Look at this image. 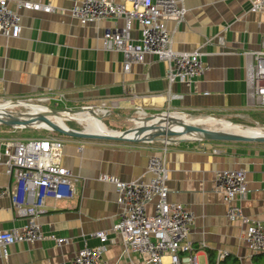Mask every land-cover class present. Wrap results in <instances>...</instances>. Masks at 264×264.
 I'll return each mask as SVG.
<instances>
[{"label":"crops","instance_id":"1","mask_svg":"<svg viewBox=\"0 0 264 264\" xmlns=\"http://www.w3.org/2000/svg\"><path fill=\"white\" fill-rule=\"evenodd\" d=\"M7 1L20 14L22 29L17 38L0 35V102L48 96L46 104L73 107L115 102L120 113L134 110L139 117L148 112H177L186 117H222L240 123L250 119L264 124V108L253 105L247 95L246 67L251 60L245 54L256 50L264 36V12H252L247 0H180L186 8L183 19H165L172 48L198 50L208 66L189 84L169 83L168 63L153 54L141 63H131L125 71L122 53L103 49L100 40L103 29L121 27L123 19L80 24L67 11L82 0H29L50 4L57 9L54 12L27 10L17 7L18 0ZM131 37L134 43L140 38L137 23ZM24 130L0 125V150L8 139L27 138L22 136ZM55 136L63 140L60 164L79 177L75 193L70 199H47L38 217L47 237L9 245L8 256L0 257V264H70L84 244H99L92 235L98 230L106 231L103 257L107 264L138 260L134 254H125L120 237L112 230L119 212L117 192L114 184L100 180L99 175L146 181L151 154L165 161L168 199L185 205L194 215L189 238L196 264H210L209 252L217 264L218 251L226 252L218 264H263L264 255L252 252L244 241V226L226 217L214 177L223 169H243L247 190L235 203L244 215L264 220V143L124 142ZM216 148L218 152H213ZM0 183L13 187L12 177L2 172ZM25 222L14 214L9 197L2 196L0 230ZM50 235L65 241L58 244Z\"/></svg>","mask_w":264,"mask_h":264},{"label":"built area","instance_id":"2","mask_svg":"<svg viewBox=\"0 0 264 264\" xmlns=\"http://www.w3.org/2000/svg\"><path fill=\"white\" fill-rule=\"evenodd\" d=\"M252 12H264V0H247ZM17 7L32 11L54 12L50 4L18 0ZM80 24L103 19H123L121 27L105 28L100 37L103 49L119 51L123 55V68L127 71L131 63H141L147 54L156 55L168 63L166 79L189 84L193 78L202 75L208 66L201 59V53L176 51L172 48L171 35L165 19L181 21L186 8L180 0H127L123 3L114 0H82L67 11ZM140 27V38L132 41L133 24ZM21 16L12 9L7 0H0V35L17 38L21 33ZM250 57L247 64V95L252 104L264 108V36L258 48L245 53ZM50 97L23 99L31 104L42 105ZM56 100H60L57 98ZM115 102L102 105H88L97 113L106 115ZM166 142V141H165ZM0 150V172L12 177L13 187L0 183V198L8 196L13 212L24 217L21 227L0 230V257L8 256L7 247L17 242H35L46 238L38 222L45 210V202L70 199L76 189L79 177L59 162L63 140L58 137L16 138L3 142ZM218 152V149H213ZM148 180L124 181L113 175L101 174L99 179L114 184L119 206L118 219L112 230L120 237L125 254H134L138 260L129 259L126 264H196L195 247L189 238L193 213L183 204L168 199V169L163 157L151 154L147 158ZM215 188L223 195L226 217L238 220L243 226V238L254 253L264 251V220L243 214L235 200L247 190L243 169H223L214 177ZM152 209L148 210V206ZM98 238L97 246L84 244L77 249L70 264H107L103 257L106 231L92 233ZM55 239L60 244L65 238ZM226 255L218 251V262ZM140 258V260H139Z\"/></svg>","mask_w":264,"mask_h":264},{"label":"water","instance_id":"3","mask_svg":"<svg viewBox=\"0 0 264 264\" xmlns=\"http://www.w3.org/2000/svg\"><path fill=\"white\" fill-rule=\"evenodd\" d=\"M13 102L17 103L12 108L6 107V110H10L13 112H21V111H14L13 109L15 107H23V108H29V105L31 103L25 101V100H6L4 102ZM47 111H39L36 115L38 119L43 121L47 127L42 126H29L28 124H25L27 120L24 119L22 121H14L11 119H6L0 117V124H4L6 126L12 127L13 129H39L44 128L47 130H51L52 132L59 133L61 135L72 137V138H78V139H96V140H107V141H124V142H141V141H159L160 139H165L166 142H176V141H183V140H196V141H245V142H258V143H264V135H242L237 133H231L227 131H222L214 128H208L203 127L201 125H197L194 123H187L186 125L182 126L179 130H173L167 128L166 130H158L150 127L147 124L144 125H137L136 119L138 118H132L134 119V125L131 127H128L124 130H113L117 132L116 134H98V133H92L88 132L87 130H77L74 128H71L69 126L62 127L61 125L51 122L48 119V115H58L61 111H69V112H78L83 110H90L92 114L101 120V116L93 109L87 106H81L76 109H56V108H47ZM28 112V110L26 111ZM173 112H160V113H154V114H144L143 118L145 121L153 119L157 115H170ZM27 113L26 115H28ZM179 114V113H178ZM29 116V115H28ZM212 118V117H211ZM156 125H158L156 123ZM145 130H149L151 133L145 135H139L140 133L144 132ZM133 131L135 135L127 137L124 134L127 132ZM194 133H200V136L195 137H188L191 134ZM139 135V136H138ZM188 135V136H187Z\"/></svg>","mask_w":264,"mask_h":264},{"label":"bare ground","instance_id":"4","mask_svg":"<svg viewBox=\"0 0 264 264\" xmlns=\"http://www.w3.org/2000/svg\"><path fill=\"white\" fill-rule=\"evenodd\" d=\"M17 103L13 102H5V103H0V117L6 118V119H11L14 121H22L24 119H29L25 124H28L29 126H42V127H47V125L41 121L40 119L37 118V114L39 111H47L48 109L45 106L42 105H33L30 104L29 108H26L28 112L22 114V113H15L11 112L10 110H6V107H14L17 106ZM29 113L28 115H26ZM185 114V113H184ZM48 119L51 122L57 123L61 125L62 127H66L67 125L65 124L66 120H76L81 124L85 125V130L88 132L92 133H98V134H116L117 132L113 131V129H109L100 119L95 117L90 110H83V111H78V112H69V111H61L57 115H48ZM156 118V119H155ZM154 119V120H153ZM151 120L145 121L143 117H138L135 121L137 125H144L147 124L150 127L158 130H163V129H173V130H179L181 129L183 122H192L197 125H203V124H210L212 126H218L220 128H217L218 130L222 131H227L231 133H237V134H242V135H264V127L256 126V127H250V126H241L237 124H233L229 121L223 120V119H213L211 117H204L200 119H190L187 118L183 114H178L172 113L170 115H157ZM210 120H217V122H211ZM156 123L158 125H156ZM165 123V124H164ZM162 124V125H161ZM205 126V125H204ZM216 129V128H214ZM145 133L150 134L151 132L149 130H145L144 132L140 133L139 135H145ZM127 137L135 135L133 131L127 132L124 134ZM138 135V136H139ZM200 133H194L191 134L188 137H195V136H200Z\"/></svg>","mask_w":264,"mask_h":264},{"label":"rangeland","instance_id":"5","mask_svg":"<svg viewBox=\"0 0 264 264\" xmlns=\"http://www.w3.org/2000/svg\"><path fill=\"white\" fill-rule=\"evenodd\" d=\"M33 105H36V104H33ZM45 105L47 106L46 108H56V109H76V108H78V107H73V106H64V105L57 104V103H47ZM13 110L14 111H21V112H15V113H22V114L26 113V111H27V109H25L23 107H15ZM129 111H127V112H129ZM134 112L135 111L133 110V111L129 112L127 115L126 114H122V113L119 112V110L116 108V106H113V107H110L109 108V113H107L106 115H103L100 112L98 114L102 117L101 118V121L109 129H113V130H124V129H126L128 127H131V126H133L135 124L134 123L135 121L132 118H137V117L140 116L139 113H134ZM204 117L206 118V116H195V115L188 116L187 115V118H190V119H200V118H204ZM212 118L213 119H223V120L229 121V122H231L233 124L241 125V126H244V127H246V126H250V127H256V126L264 127V124L263 123L253 122V121H250V119H247V121L245 123H240V122H235V121H232L231 119H226V118H222V117L221 118H219V117H212ZM210 121L211 122H217V120H215V121L210 120ZM187 123H192V122H183V123H180V124L186 125ZM65 124L67 126L71 127V128L77 129V130H83V129H85V125L79 123L76 120H66L65 121ZM201 126L208 127V128H216V129L217 128H220L218 126H212L210 124H203ZM55 135L64 136V135H61L59 133L52 132L51 130H47V129H44V128H39V129H25L24 132L22 133V136H25L27 138L49 137V136H51V137L52 136L53 137H57ZM160 141H165V139H160ZM197 263H198V261H197Z\"/></svg>","mask_w":264,"mask_h":264},{"label":"trees","instance_id":"6","mask_svg":"<svg viewBox=\"0 0 264 264\" xmlns=\"http://www.w3.org/2000/svg\"><path fill=\"white\" fill-rule=\"evenodd\" d=\"M0 125L3 126V127H9V126H6V125H4V124H0ZM9 128H12V127H9ZM37 138H40V137H37ZM194 141H195V140H194ZM204 142H207V141H204ZM215 142H217V141H215ZM258 253H260V254H259L260 257H261V255H264V251H263V252H258ZM224 257H226V255H225ZM209 263H210V264H213V263H214L213 255H212L211 252H209ZM218 263H219V261H218ZM218 263H217V264H218ZM262 263L264 264V261H263Z\"/></svg>","mask_w":264,"mask_h":264}]
</instances>
